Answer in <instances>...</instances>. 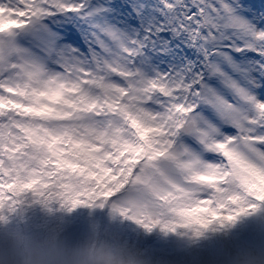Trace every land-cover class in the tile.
Returning <instances> with one entry per match:
<instances>
[{
	"label": "snow or ice",
	"instance_id": "obj_1",
	"mask_svg": "<svg viewBox=\"0 0 264 264\" xmlns=\"http://www.w3.org/2000/svg\"><path fill=\"white\" fill-rule=\"evenodd\" d=\"M264 201V0H0V221L110 203L146 229Z\"/></svg>",
	"mask_w": 264,
	"mask_h": 264
},
{
	"label": "rangeland",
	"instance_id": "obj_2",
	"mask_svg": "<svg viewBox=\"0 0 264 264\" xmlns=\"http://www.w3.org/2000/svg\"><path fill=\"white\" fill-rule=\"evenodd\" d=\"M251 204L254 207L231 221L215 220L199 231L196 227L172 231L160 225L146 229L115 212L110 203L73 208L59 201L48 206L33 202L8 213L0 229L18 227L19 222L21 227L44 232L52 225L69 245L101 237L123 246L139 264H264V201L252 198Z\"/></svg>",
	"mask_w": 264,
	"mask_h": 264
},
{
	"label": "clouds",
	"instance_id": "obj_3",
	"mask_svg": "<svg viewBox=\"0 0 264 264\" xmlns=\"http://www.w3.org/2000/svg\"><path fill=\"white\" fill-rule=\"evenodd\" d=\"M0 264H139L121 245L99 240L69 245L60 231L0 229Z\"/></svg>",
	"mask_w": 264,
	"mask_h": 264
},
{
	"label": "trees",
	"instance_id": "obj_4",
	"mask_svg": "<svg viewBox=\"0 0 264 264\" xmlns=\"http://www.w3.org/2000/svg\"><path fill=\"white\" fill-rule=\"evenodd\" d=\"M105 226H106V225H105ZM15 228H18V227H15ZM49 229H50V230L53 229V228H52V225L50 226ZM128 233H129V232H128ZM100 238H101V237H99V240H100ZM99 240H98V241H99Z\"/></svg>",
	"mask_w": 264,
	"mask_h": 264
}]
</instances>
